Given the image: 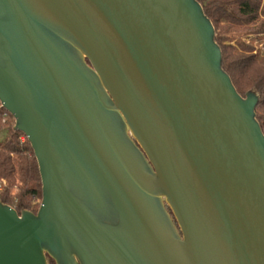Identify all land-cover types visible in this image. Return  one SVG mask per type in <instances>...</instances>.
<instances>
[{
  "label": "water",
  "instance_id": "obj_1",
  "mask_svg": "<svg viewBox=\"0 0 264 264\" xmlns=\"http://www.w3.org/2000/svg\"><path fill=\"white\" fill-rule=\"evenodd\" d=\"M257 91L197 0H0V103L38 162L0 264H264Z\"/></svg>",
  "mask_w": 264,
  "mask_h": 264
},
{
  "label": "trees",
  "instance_id": "obj_2",
  "mask_svg": "<svg viewBox=\"0 0 264 264\" xmlns=\"http://www.w3.org/2000/svg\"><path fill=\"white\" fill-rule=\"evenodd\" d=\"M216 30L223 69L238 93L260 95L257 119L264 133V54L243 36L264 35V0H197ZM14 118L0 103V201L16 209L37 213L42 201V180L34 151L24 134L14 131ZM50 264H55L50 260Z\"/></svg>",
  "mask_w": 264,
  "mask_h": 264
},
{
  "label": "rangeland",
  "instance_id": "obj_3",
  "mask_svg": "<svg viewBox=\"0 0 264 264\" xmlns=\"http://www.w3.org/2000/svg\"><path fill=\"white\" fill-rule=\"evenodd\" d=\"M240 39L245 41L248 44H252L255 47L256 51H260L264 54V35L243 36V34H240ZM13 124L15 125V120H14ZM0 190H1V187H0ZM35 203L39 205V207H38V209H39L40 205H41V201L35 200Z\"/></svg>",
  "mask_w": 264,
  "mask_h": 264
}]
</instances>
